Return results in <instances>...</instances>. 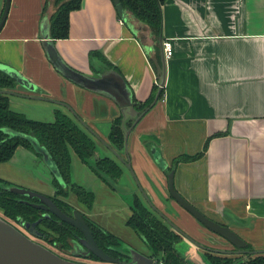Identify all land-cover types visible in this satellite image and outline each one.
I'll return each mask as SVG.
<instances>
[{"label":"crops","instance_id":"crops-1","mask_svg":"<svg viewBox=\"0 0 264 264\" xmlns=\"http://www.w3.org/2000/svg\"><path fill=\"white\" fill-rule=\"evenodd\" d=\"M45 2L0 0V17L5 13L0 22V63L35 85L34 91H27L15 83L22 89L16 92L69 104L104 141L124 158L129 157L151 203L195 241L231 247L169 196L170 173L176 191L204 215L229 224L252 247L264 250V0H165L161 35L171 42L173 53L165 58L164 91L130 131L127 146L121 150L107 137L113 120L120 115L117 105L70 82L47 59L41 44L42 27L49 23L55 6L53 0L46 7ZM125 15L126 20L119 17L113 0H81L80 7L69 14V37L54 39V43L64 61L77 70L116 69L139 103L147 100L157 85L159 51L155 55L156 43L147 27L129 11L125 10ZM13 96L21 101L11 99V107L32 118L50 120L54 107L73 117L68 109L51 102L27 103L37 100ZM96 146L95 158L110 156L120 163L101 141ZM152 147L159 153L158 159ZM200 152L197 159L181 161L167 174L176 157ZM17 154L40 156L18 146L8 163L15 161ZM41 167L32 187L52 195L49 179L53 172L42 160ZM77 169L82 180L75 176ZM3 172L7 171L0 170L2 179H12L14 173L5 177ZM71 175L72 181L87 189L90 186L85 180L93 181L96 188L92 191L97 189L103 201L118 200V210L123 213L118 223L131 215L133 194L138 189L126 167L108 185L74 157ZM103 208L107 214L109 207ZM101 222L104 229L115 233L108 223ZM128 236L135 243L144 240L136 233ZM182 237L180 244L187 248L179 253L190 251L197 264H206L201 259L202 249Z\"/></svg>","mask_w":264,"mask_h":264},{"label":"trees","instance_id":"trees-1","mask_svg":"<svg viewBox=\"0 0 264 264\" xmlns=\"http://www.w3.org/2000/svg\"><path fill=\"white\" fill-rule=\"evenodd\" d=\"M47 2H45V7ZM80 2L81 0H53L55 9L49 20L53 39L69 37V14L80 7ZM119 2L125 10L147 27L156 43L154 51L157 55V42L161 35V6L165 0H119ZM4 16L0 17V22ZM14 84V80L9 75L0 71V89H9ZM157 88V85L153 86L151 95L144 102H135L136 109L142 110L147 107L152 102ZM163 91L162 88L159 98ZM11 131L20 135H12ZM107 137L117 149H123L124 133L120 126V116L113 120ZM208 140L203 150L206 149ZM18 146L36 152L38 155H42L41 151L48 154L51 163L64 182V185L60 184L53 175L50 181L54 190L53 200L61 209L71 208L69 204L60 199V196H68L71 191L87 208L94 200L95 195L92 190L72 181L74 157H77L80 162L91 169L94 175L108 185H111V180H116L123 173L121 165L110 156L94 157L97 146L93 137L74 117L60 107H54L50 120L30 118L27 113L11 107L9 94L0 93V163L8 162ZM201 154L200 152L191 156L176 157L173 165L167 168V174L177 163L195 160ZM9 183L0 178V212L9 219L30 223L41 217V210L20 201L21 196L3 189ZM130 209L131 215L126 219L125 224L146 239L153 253L152 256L159 258L164 264H187L173 247V240L177 238L175 232L153 213L136 191L133 194ZM85 221L97 245L105 250L107 248L105 243L115 236L102 231L89 219L85 218ZM36 229L41 233L39 238L60 249H68L69 239L74 238L75 233L79 234L75 227L65 222H58L56 219L44 218L36 225Z\"/></svg>","mask_w":264,"mask_h":264},{"label":"water","instance_id":"water-1","mask_svg":"<svg viewBox=\"0 0 264 264\" xmlns=\"http://www.w3.org/2000/svg\"><path fill=\"white\" fill-rule=\"evenodd\" d=\"M115 4V8L118 12V15L121 19L126 20L125 10L119 0H113ZM163 37L159 35L158 37V51H159V62H155L156 74H157V90L152 102L142 110H138L135 107V101L133 98V93L128 86L127 82L123 78V76L112 67H105L103 69L95 70L94 72H82L77 70L67 64L61 55L58 53L54 39L51 36L50 32V22L46 23L45 26L42 27L41 34V44L44 48L45 54L49 62L53 65L54 69L60 73L64 78L74 83L75 85L84 88L86 90L99 93L101 95L106 96L110 100H112L120 111V126L124 133V148L127 146V139L130 131L136 125V123L141 119V117L148 111L158 100L161 90L164 86L165 82V55L163 51ZM0 71L9 75L15 83L21 85L27 91H34L35 85L27 79L20 72L15 70L14 68L7 66L5 64L0 63ZM0 93L17 95L24 98L36 99L42 101H48L53 104L65 107L68 109L73 117L78 121V123L85 128L94 138L98 141H101L109 151L122 163L131 173L137 189L141 193L144 200L148 203V205L154 209L159 215H161L165 221L177 232L181 233L185 237H187L191 242H193L196 246L201 249L210 250L205 245L200 244L195 241L187 234L182 232L164 213L158 210L147 197L143 188L140 186L138 179L131 167L129 162V157L126 155L124 158L119 152H117L109 143L104 141L100 135L92 129L86 121L66 102L60 101L51 97H45L42 95H30V94H22L9 89H0ZM155 159H158L159 153L157 154V150L152 147L151 149ZM42 158L46 161V164L50 167V171L53 172V175L57 178L60 184H64L61 176L58 174L56 168L51 163V160L47 153L41 151ZM113 181V180H111ZM168 194L173 198L181 207L187 210L193 217H195L200 223L205 226L211 232L216 233L221 236L223 239L230 242L237 248V251L234 253H243L244 251L240 250V248L245 246V241L239 237V235L231 229L229 224H221L211 218L207 217L192 205L189 201H187L180 193H178L173 184V176L170 173L168 175ZM113 186V185H112ZM3 189L8 190L12 193H15L19 196H24L27 198H36L37 202L29 201L25 198H20V201L27 203L35 208L42 209L46 211L43 214V217H48L51 213L55 215L58 219L66 221L70 223L73 227H75L79 232H81L82 237L79 238V242L81 246L85 249L84 251H75L74 255L86 257L91 252L96 257L101 260L117 262L118 259H114L107 255L99 246L96 244L92 231L87 225L85 219L82 214L77 211H72V216L65 214L54 202L52 197L45 195L44 193H40L34 190H30L27 188H23L17 186L15 184H7L3 187ZM133 200V199H132ZM40 221V218L36 221L23 222L25 228L28 232L36 237H40L41 233L36 229V225ZM128 252L126 256L128 260H124L125 264H159L153 258L139 252V250L134 247L127 246ZM220 252L219 250H216ZM224 252V251H221ZM257 252V251H254ZM264 252V250L260 251ZM181 257L185 260L187 264H197L196 257L194 254H191L190 251H187L183 254H180ZM203 257V254H202ZM203 259V258H201ZM204 261V260H203ZM205 262V261H204ZM206 263V262H205ZM0 264H92L85 263L80 261H75L67 258H63L57 253L53 252L51 249L46 247L40 242L32 239L31 237L25 235L22 231H20L17 227H15L12 223L4 219L0 216Z\"/></svg>","mask_w":264,"mask_h":264},{"label":"rangeland","instance_id":"rangeland-1","mask_svg":"<svg viewBox=\"0 0 264 264\" xmlns=\"http://www.w3.org/2000/svg\"><path fill=\"white\" fill-rule=\"evenodd\" d=\"M9 90L22 91V89L18 85H15V84L12 87H10ZM11 99H13V101H16V102L21 101L16 96L10 97V100ZM22 102H25V100H23ZM36 102H39V100H37V101H35V100H27V103H36ZM23 108L26 110L25 107H23ZM27 110H29V109H27ZM29 112H28V114H30ZM29 117L32 118L31 116H29ZM39 118H42V117H39ZM42 120H46V119H42ZM93 139H94V141H95V143L97 145L98 140L96 138H94V137H93ZM20 151H22V150H19V153H20ZM33 158H34V156H32L30 154H26L25 157H23L22 155L17 154V156L15 157V161L12 160V162L10 161L9 163L8 162L7 163L1 162L0 165H3V166L0 168V170L7 171V173L3 172L5 177L9 176L12 173H14V174L17 173L18 175L12 174V176H10L12 178L11 180L10 179H7V180L8 181H13L12 184H15L17 186H20V187H23V188H27V189H30V190H34L33 187H32L34 185V181H35L34 178H36V176L38 175L37 171L43 169L41 167V160H42V162L45 164V166L47 168H48V165L46 164V161H44L43 158L40 157V156H38V158H34L35 159L34 161H33ZM116 162H118V161L116 160ZM10 163H14L16 166H18V168L15 169L16 168L15 165L10 164ZM5 167H9V168L6 169ZM121 167H122L123 170L125 169V167L123 165H121ZM75 176H77V178L82 180L81 179L82 177H81V174H80V170H78V169L75 170ZM0 178H1V175H0ZM85 182H86L85 184L90 186L91 190L96 188L94 183H93V181L85 180ZM135 187H136V185H135ZM96 191H97V189L94 190L95 195H96V197L94 196V198H96V199H95V201L93 200V202H92V204L90 205L89 208H87L85 205H83V203L80 200H78V198L75 195L72 194V191H71V193L68 194V196H65V197L60 196V199L65 201L67 204H69L72 207V209H76L77 211L81 212L83 214L84 218L89 219L95 225H99L100 227H102L101 225H103V223L101 222V220H103V222H105V223H108L109 224L108 225V229H110V230L112 229L115 232L114 234H116V235L123 236V238L127 239L129 237L128 234L130 232L135 233V231L132 228H130L129 226H127L125 224V220L126 219L121 221L122 223L121 222L118 223L117 220L119 218H120V220L123 219V213L121 211H119L118 207H117L118 206V204H117L118 200H116V198H115V200H113V198H114L113 197L111 200L105 202V201H103L102 194L101 193L100 194L96 193ZM137 192H138V195L140 196V198L143 200V197L140 194V192L138 190H137ZM143 201L148 206V204L145 202V200H143ZM103 206L109 207L108 211H107V214H106V212L103 211V209H104ZM0 216L3 217L4 219H6L7 221H9L10 223H13V225L18 224V223H14V221L12 219H9V218L5 217V215H3L1 212H0ZM116 221H117L116 226L112 227L111 223H115ZM126 230H127V234L125 233ZM30 237L32 239L36 240L37 242L42 243L43 245H45L46 247H48L53 252L57 253L58 255H60L63 258H67V259H71V260H75V261H80V262H85V263L99 264L97 262H91V261L85 260L83 257H80V256H79L80 258L76 257L77 255H74L72 253V251H71L72 248L70 250L60 249L59 247H56L54 245H51L49 242L44 241L42 238H38V237L33 236L31 234H30ZM176 248H177L178 251H181L179 246H177Z\"/></svg>","mask_w":264,"mask_h":264},{"label":"flooded vegetation","instance_id":"flooded-vegetation-1","mask_svg":"<svg viewBox=\"0 0 264 264\" xmlns=\"http://www.w3.org/2000/svg\"><path fill=\"white\" fill-rule=\"evenodd\" d=\"M11 134L12 135H20L19 133H13L11 131ZM33 152V151H32ZM34 154L38 155L36 152H33ZM42 156V155H40ZM51 175V173H50ZM54 177V175H53ZM51 178H52V175L49 179V182L51 181ZM9 182V181H8ZM10 184V183H9ZM51 184V183H50ZM45 195H48V194H45ZM49 197H52L53 194L51 195H48ZM22 198H25V199H28L29 201H32V202H37L38 200L36 198H27V197H24V196H21ZM53 198V197H52ZM55 202V201H54ZM56 204V203H55ZM57 205V204H56ZM58 206V205H57ZM59 207V206H58ZM60 208V207H59ZM64 208V207H63ZM61 209L65 214L69 215V216H72V211L73 210H76V209H72V207L70 209ZM38 209V208H37ZM151 209V208H150ZM41 210V217L40 218V221L44 218H47V219H56L58 222H65V223H68L66 221H63V220H60L58 219L55 215L51 214V213H48L49 216L48 217H43V214L46 213V211L42 210V209H39ZM152 210V209H151ZM153 213L155 215H157L160 219L163 220V222L167 223L165 221V219L159 215L154 209L152 210ZM81 213V212H80ZM82 214V213H81ZM204 214V213H203ZM83 216V214H82ZM56 217V218H55ZM38 218V219H39ZM84 218V216H83ZM210 218V217H209ZM85 219V218H84ZM212 220H215L221 224H225L223 221L221 220H218V219H215V218H211ZM39 221V222H40ZM38 222V223H39ZM173 222V221H172ZM200 222V221H199ZM70 224V223H68ZM168 224V223H167ZM175 224V223H174ZM71 225V224H70ZM169 225V224H168ZM72 226V225H71ZM99 226V225H98ZM169 227L171 228L172 231L175 232V234L177 235V238L175 240H173V247L174 249L177 251V253H179V251L177 250V246H179V248L185 250V248L187 247H183L181 246L180 242L182 239H184L182 236L181 233L177 232L176 230H174L170 225ZM205 227V226H204ZM90 228V227H89ZM99 228L104 231V232H108L110 234H112L113 236H115L113 239H108V241L105 243L106 245V249L103 250L107 255H109L110 257L114 258V259H118L117 262H111V261H105V260H101L99 259L98 257H96L94 254H92L91 252L88 254V256L86 257H83V256H80V257H83L85 260H88V261H91V262H97L99 264H125L123 263L124 260H128V257L126 256L127 252H128V249H127V246H134L135 249L137 248V250H139V252L153 258L156 262H158L160 264V260L159 258L155 257V256H152V251L151 249L149 248V244L147 243L146 239L144 237H142L141 235H138L141 239L143 238L144 240L142 241H138L137 243L133 242L132 240H129V239H126V238H123V237H120L116 234H114L113 232L111 231H108L106 229H104L103 227H100ZM206 228V227H205ZM207 229V228H206ZM208 230V229H207ZM210 232V230H208ZM213 234H216L214 232H211ZM75 237L74 238H70V247L68 249H65V250H70L72 248V253L75 252V251H84L85 249L81 246L80 242H79V238L82 237V234L81 232H79V234L75 233ZM93 235V234H92ZM217 235V234H216ZM185 237V236H184ZM221 237V236H220ZM94 238V237H93ZM187 238V237H185ZM223 239V238H222ZM242 239V238H241ZM225 240V239H224ZM243 241H245L243 239ZM125 242H128V244H126ZM226 243H229L227 240H225ZM97 244V243H96ZM180 244V245H179ZM228 244V245H229ZM231 247L230 248H227L224 246H206L208 247L210 250H205V249H202L203 251V260L206 262V264H264V252H260L262 250H259V249H256L254 247H252V245L248 242L245 241V246L240 248V250L244 251L243 253H234V251H237V248L230 244ZM131 246V247H132ZM100 248V247H99ZM216 250H219L220 252L216 251ZM221 251H224V252H221ZM254 251H257V252H254ZM161 254V253H160ZM161 255H164L163 253ZM180 255V253H179ZM160 256V255H159ZM74 257V256H73ZM76 257H79V256H76ZM79 257V258H80ZM95 264V263H93ZM164 264V262H163Z\"/></svg>","mask_w":264,"mask_h":264},{"label":"built area","instance_id":"built-area-1","mask_svg":"<svg viewBox=\"0 0 264 264\" xmlns=\"http://www.w3.org/2000/svg\"><path fill=\"white\" fill-rule=\"evenodd\" d=\"M163 51H164L165 58H169L172 55L173 48H172V44L169 40L163 41ZM13 221H14V223H18V224H16L17 226L14 225L15 227H17L25 235L30 237V233L25 228L24 223H21L20 221H17V220H13ZM160 264H163V261H160Z\"/></svg>","mask_w":264,"mask_h":264}]
</instances>
